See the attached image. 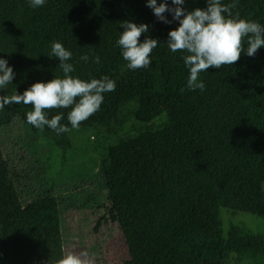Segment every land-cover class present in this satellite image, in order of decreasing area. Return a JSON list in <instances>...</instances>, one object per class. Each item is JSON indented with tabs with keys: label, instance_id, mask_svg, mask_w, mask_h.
<instances>
[{
	"label": "trees",
	"instance_id": "obj_1",
	"mask_svg": "<svg viewBox=\"0 0 264 264\" xmlns=\"http://www.w3.org/2000/svg\"><path fill=\"white\" fill-rule=\"evenodd\" d=\"M182 7L205 8L206 0H185ZM232 11L264 25V0H238ZM122 21L149 26L141 42L146 36L159 41L147 68L126 67L116 43ZM178 23L157 20L146 0H45L36 8L29 0H0V58L16 73L0 95L62 78L59 60L48 56L53 42L62 43L72 52L71 75L85 81L107 75L116 89L104 93L100 109L78 129L67 120L70 108L48 111V118L62 113L70 131L110 128L135 104L133 117L144 125L107 148L102 169L110 203L93 230L118 223L127 264H224L231 255L264 264V230L232 224L224 234L220 219L221 208L264 217V47L252 57L242 53L232 66L202 72L205 90H189L184 53L171 52L166 43ZM84 54L88 62L80 59ZM31 110L6 105L0 128L18 117L31 131L70 147V131L35 128L26 119ZM157 118L164 119L159 127L152 124ZM63 256L57 198L47 190L23 205L0 148V264H59Z\"/></svg>",
	"mask_w": 264,
	"mask_h": 264
},
{
	"label": "clouds",
	"instance_id": "obj_2",
	"mask_svg": "<svg viewBox=\"0 0 264 264\" xmlns=\"http://www.w3.org/2000/svg\"><path fill=\"white\" fill-rule=\"evenodd\" d=\"M237 2L238 0H233L232 3L225 4L222 0H206L205 8L187 10L182 7L185 0H171L172 6L166 0H161L160 3L157 0H146V6L152 9L157 20L165 24H170L173 20L179 22L176 28L169 30L166 43L171 52L184 53L182 59L189 70V90H205V84L200 79L202 72L210 68L232 66L242 53L246 52L252 57L259 48L264 47V25L240 18L239 13L234 15L232 10L236 8ZM44 4L45 0H29L32 8ZM165 13H170L172 20ZM121 26L124 30L120 32L116 43L127 62L126 67L132 71L147 68L151 63L152 51L159 41L147 36L143 42L140 41L141 35L149 31V26L145 23L122 21ZM48 56L59 60L58 66L63 77H53L46 82L36 81L23 93L15 91L11 95H0V110L12 104L31 105L32 110L26 114L27 122L41 131L47 126L60 135L71 129H78L82 122L94 115L104 102V93L115 91L116 82L107 75L88 81L71 75L75 71L73 64L69 62L72 52L60 42L52 43ZM80 59L88 62L90 57L84 54ZM91 59L96 64L100 63L98 56ZM15 75L7 60L0 58V90L12 84ZM66 108H70L67 120L71 129L61 123L62 113L53 115L50 119L47 116L48 111ZM261 190H264V184L261 185ZM86 256L87 253H68L60 259L59 264H87L84 259Z\"/></svg>",
	"mask_w": 264,
	"mask_h": 264
},
{
	"label": "rangeland",
	"instance_id": "obj_3",
	"mask_svg": "<svg viewBox=\"0 0 264 264\" xmlns=\"http://www.w3.org/2000/svg\"><path fill=\"white\" fill-rule=\"evenodd\" d=\"M135 104L122 111V123L110 128L92 127L72 130L67 134L70 147L64 150L58 137L35 133L18 117L0 128V148L13 174V182L21 203L26 205L51 190L59 203L60 228L64 256L82 255L87 264H127L129 254L118 223L102 222L95 232L96 221L109 205L102 161L107 148L119 140L134 136L144 126L133 117ZM163 118L152 124L159 127ZM220 219L224 234L230 225L246 231L264 230V217L221 208ZM224 264L238 262L230 256Z\"/></svg>",
	"mask_w": 264,
	"mask_h": 264
}]
</instances>
